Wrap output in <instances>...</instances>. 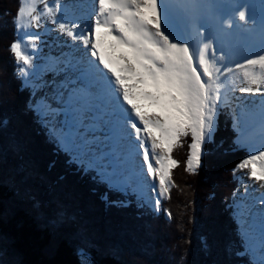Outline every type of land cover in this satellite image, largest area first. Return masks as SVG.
<instances>
[{"label":"snow or ice","instance_id":"6c2138e0","mask_svg":"<svg viewBox=\"0 0 264 264\" xmlns=\"http://www.w3.org/2000/svg\"><path fill=\"white\" fill-rule=\"evenodd\" d=\"M12 23L16 77L32 88L28 109L70 162L141 206L147 178L159 197L169 192L171 170L180 163L172 152L183 138H190L186 171L200 167L227 109L234 143L250 151L233 169H246L250 182L232 205L234 254L264 264V195L249 196L252 184L264 188V99L245 103L235 95L264 92V0H18ZM44 35L52 36L55 52L42 58ZM11 119L0 117V163L9 153L14 158L0 184L49 227L53 246L67 239L78 264H94L84 246L95 247L90 223L53 194L54 182L9 133ZM151 203L159 209V199ZM0 264H20L6 238H0Z\"/></svg>","mask_w":264,"mask_h":264},{"label":"trees","instance_id":"16d2710c","mask_svg":"<svg viewBox=\"0 0 264 264\" xmlns=\"http://www.w3.org/2000/svg\"><path fill=\"white\" fill-rule=\"evenodd\" d=\"M8 2L14 5L18 0H0V18ZM17 7L16 4L15 13ZM2 26L0 21V53H3L1 57L5 62L0 64V73H6V68L12 73L6 80L11 85L5 88L3 79L0 81V117L8 115L12 118L9 133H14L24 142L27 155L31 149H35L32 144L36 143V150L44 154L31 160L39 174L49 183L54 182V195L64 199L90 223L89 238L95 247H89L87 241L84 246L91 252L94 264H173L170 261L173 258L169 259L167 254L177 259L176 264H236L223 248L218 247L226 233L234 236L225 199L230 195L229 190L237 184L234 178L239 174L234 173L233 169L246 156L244 151L229 150L233 135L228 119L219 115L212 141L204 146L201 168L195 172L185 169L190 138H183V146L173 150V158L180 162L171 175L173 182H176L173 183L176 205L179 201L176 212L172 213L177 222L171 219L173 228L168 227L167 233L158 231L156 220L147 214L142 217L133 207L110 206L102 201L99 193L93 191V182L66 167L59 155L54 156L51 141L40 131L27 107L28 92L22 89L21 81L13 70L16 60L9 45L15 39V33H12V29L7 30L6 24ZM3 92L10 95L7 101L1 99ZM4 139L5 134L0 133V144ZM10 155L7 163H0V174L13 163ZM51 162H54L52 167ZM47 166L51 167L50 171L46 169ZM43 187L47 188V185ZM87 212L89 216H83ZM169 223L168 220L164 221L165 225ZM203 223L209 224V229L213 228V224L222 226L215 235ZM0 238L9 241L20 264H78L74 243L60 239L53 246L49 227L35 217L26 201L17 198L4 184H0ZM225 242V246L230 245L229 240ZM205 243L209 246L207 249Z\"/></svg>","mask_w":264,"mask_h":264},{"label":"rangeland","instance_id":"374dc122","mask_svg":"<svg viewBox=\"0 0 264 264\" xmlns=\"http://www.w3.org/2000/svg\"><path fill=\"white\" fill-rule=\"evenodd\" d=\"M14 2H15V0H13ZM17 4V6H18V2L16 3ZM16 4L14 3V5H12V4H10V2H8L7 3V6H6V9L5 10H3L4 11V13H3V17H1L0 18V21L3 23V26H2V28L3 27H5V24L8 26V27H6V29L7 30H10V29H12V33L14 34V29H13V23H11L12 22V17H13V14H15V10H14V8H16ZM8 19H9V21H8ZM9 32V31H8ZM50 36V35H49ZM52 42H55L54 40H53V38L51 37L50 38V40H49V43L51 44ZM54 45H55V43H54ZM53 45V46H54ZM52 46V49L55 47H53ZM9 50H10V48H9ZM25 50L26 51H28V49L26 48V46H25ZM11 52V51H10ZM3 53H0V64H4L5 62L3 61V58L1 57V55H2ZM11 54L13 55V53L11 52ZM14 58V57H13ZM15 59V58H14ZM242 62V61H241ZM5 67V66H4ZM16 69H17V67H16V65H14V68H13V70H15V74H16ZM3 70V69H2ZM12 73V70H10V69H7L6 68V73H3V74H5V75H3L2 73H0V81L2 80V84H5V88H6V86H9V85H11V84H7L8 82L6 81L7 80V77L10 75ZM1 74H2V76H1ZM3 77V78H2ZM6 90V89H5ZM235 95L236 96H238V97H240V96H242V93H235ZM10 95H5V92H3V94L1 95V99H2V101H3V99H5L6 101L8 100V99H6V98H8ZM29 138V137H28ZM187 139H189V137H187ZM190 142V140H188V143ZM33 145V147L35 148V149H31V151H30V153H29V155H27V157L30 159V160H33V159H37V158H41L44 154H42V152H40V151H38V150H36L37 149V145H36V143H33L32 144ZM25 148H26V151L28 150L27 149V146H25ZM188 150V149H187ZM261 150H264V149H261ZM29 152V151H28ZM36 154H37V156H36ZM39 154H42V155H39ZM187 157V156H186ZM186 157H185V159H186ZM10 159H12V155H10ZM14 159V158H13ZM184 159V160H185ZM38 161V160H37ZM35 163H36V160H35ZM136 163H137V165H139V163H140V159H137V161H136ZM57 164V163H56ZM53 165H51V167H52ZM51 167H48L47 166V170H49L50 171V169H51ZM54 168H55V166H54ZM201 168V165H200V167H199V169ZM172 171H173V169L171 170V174H172ZM246 172H247V170L246 169H241V170H237L236 171V173L237 174H239V177L242 179V184H241V186L239 187V194L238 195H243L244 194V192H245V189H244V191L242 190L243 188H244V185L245 184H249L250 182L248 181V179H247V176H246ZM239 179H237V181H238ZM147 181H148V183H147V185H146V188H145V192H144V194H143V197H144V195L147 197L146 199L148 200V202H146V200L144 201V202H146L147 204H151V201L152 200H154V193L149 189V178H147ZM241 182V181H240ZM175 184H176V182H174ZM258 183L259 182H256L255 184H252L251 185V189H253V188H255V192H258L259 193V188L257 187V185H258ZM93 185V184H92ZM173 187H174V184H173V186H170V188H169V192L167 193V197H166V199H164V208H162V212H163V215H162V217L160 218L159 216H156L155 218H154V220H156V227H158V229H160V230H158V231H162V232H165V233H167L166 231H167V229H168V227H170L171 229L173 228V224H172V222H171V219L172 220H174V217L172 216V213L173 212H176V210H177V208H178V206H179V201H178V204L176 205V203H177V199H176V197H175V191L173 190ZM177 188V190L179 189V185L177 184V186H176ZM175 189V190H176ZM93 191H94V188H93ZM93 194H94V192H92ZM250 193V192H249ZM251 197V196H250ZM260 197V196H259ZM251 198H257V197H251ZM104 202L106 203V201L104 200ZM176 202V203H175ZM195 199H194V202H193V205L195 206ZM228 204V203H227ZM228 207V206H227ZM161 212V213H162ZM167 213H170L171 214V216L169 217V215L167 214ZM178 214H179V212H178ZM89 216V214H88V212H87V214H85V213H83V216ZM144 215V214H143ZM143 215H141L142 217H143ZM82 216V215H81ZM165 220H168L170 223V225L168 224V225H165L164 224V221ZM174 222H177L176 220H174ZM222 223H223V225L225 224V222H223L222 221ZM203 225H204V227L206 228V229H208V230H210V232H213V234H215V235H217V230H219V228L222 226V225H220L219 223H218V225H216V224H213L214 226H213V228H211V229H209V227H210V225L209 224H205V223H203ZM215 230V231H214ZM230 231V230H229ZM219 233H221V232H219ZM223 235V234H222ZM161 238V237H160ZM224 238V240L225 241H228V240H231L232 239V237L229 235V234H227L226 233V236L225 237H223ZM221 239V238H220ZM222 241L221 242V244L218 246L219 247V249H221L222 250V248H223V251H226L227 252V255L228 256H230V250H231V248H232V246H233V252H235L236 250H235V247H234V245H233V242H232V245H229V246H225V244H226V242L225 241ZM224 242H225V244H224ZM222 246V247H221ZM166 257H168L169 259H171V258H173V260L171 259L170 261L171 262H173V264H176V262H177V259L174 257V256H171V255H166ZM178 258V257H177Z\"/></svg>","mask_w":264,"mask_h":264},{"label":"bare ground","instance_id":"6f19581e","mask_svg":"<svg viewBox=\"0 0 264 264\" xmlns=\"http://www.w3.org/2000/svg\"><path fill=\"white\" fill-rule=\"evenodd\" d=\"M55 46V45H54ZM53 46V47H54ZM55 52V47L52 49L51 53ZM237 93H240L237 91ZM245 95V96H244ZM241 98L244 99V102L247 103L249 100H254L256 104H259L262 99H264V92L262 93H255V94H249V93H242ZM259 188V192H262L264 195V188Z\"/></svg>","mask_w":264,"mask_h":264}]
</instances>
